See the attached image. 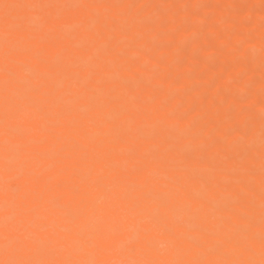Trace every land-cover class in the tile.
Wrapping results in <instances>:
<instances>
[{
	"label": "snow or ice",
	"instance_id": "obj_1",
	"mask_svg": "<svg viewBox=\"0 0 264 264\" xmlns=\"http://www.w3.org/2000/svg\"><path fill=\"white\" fill-rule=\"evenodd\" d=\"M130 7L0 0V264H264V80L257 193L253 123L202 150L130 74Z\"/></svg>",
	"mask_w": 264,
	"mask_h": 264
},
{
	"label": "bare ground",
	"instance_id": "obj_2",
	"mask_svg": "<svg viewBox=\"0 0 264 264\" xmlns=\"http://www.w3.org/2000/svg\"><path fill=\"white\" fill-rule=\"evenodd\" d=\"M148 1L149 0H102V2L104 3H119L132 6L127 9V11L129 14V18L134 19L136 21V24L129 33V37L132 41H138L140 43H148L149 40L155 37L159 39L161 35V31H159L158 24H152L151 20L149 19L148 14L150 13V10L148 7L149 5L147 4ZM8 2H13V0H8ZM175 3L176 0H174L172 4ZM141 5L148 6L140 8L139 6ZM219 10L220 7L215 6V11L217 13L219 12ZM251 21V26H254V24H256L257 22L256 18L251 19ZM259 26L257 27V30L262 31ZM212 32L215 34L217 40L220 41L225 39V35L223 34V32L218 31L215 27L212 29ZM184 34V30L181 28L176 35H170L163 42L157 43L156 45L154 44V46L150 48L151 50L148 49L149 51H147L148 57L147 63L145 65H138L139 59L145 58L144 56L136 58L132 61L133 63L131 64L130 74L133 75L136 79H147L153 73L159 74V87L161 88V98L166 100L169 111L174 112L176 116L181 120L182 124L187 127L189 138L194 139L197 143H199L202 150L210 151L209 146L216 144L217 141L220 140V135L222 133H228L233 129H239L240 133L243 134L245 131H247L249 122L253 123L255 136L248 146L256 155V191L257 193H259V129L261 123L260 101L262 98V93L260 92V90L262 89L261 82L262 80H264V75L258 76L253 74L255 75V77H257H251L252 80L250 78L251 81L249 82H247L246 80L241 81L240 79H236V83H234L233 79L235 77L232 79L233 76L231 77L228 73L225 74V76L223 78L221 77V79L218 81L217 86H226L230 83H233L235 85L228 94L225 93L223 96H221V98L215 104L213 103L215 102L213 98L215 96L214 93H216V90L212 93L210 92L211 94H213L210 95L212 96L210 98L208 94H206L209 91L206 89L207 87L205 86V82L209 85L208 81H210L213 76L209 79L208 74H204L203 77H200L201 80H199L201 84H199V86H197L196 88H193L191 87V78L189 77L190 75H188L187 72L185 74V71L189 70L191 68V65L194 63L199 64V66H202V68H209L211 64L214 65L213 62L215 61L213 60L215 56H222L224 61H227L229 59L231 63V69L235 65H238L239 67H249L251 69H257L256 67H259V65L263 61L262 58H264L262 56V54L264 55V53L261 52L259 47L260 41L256 40L255 42L254 40V43L251 42L253 43L252 45L254 46V49H249L250 51L247 50L248 53L240 54V57L237 58V54H235L234 52L235 46L220 44L210 39L194 40L189 46L183 48V41L181 40ZM151 42L154 43V41L152 40L150 41V43ZM201 42L204 43V50L202 52L200 61H197L194 59V54ZM150 45H152V43ZM222 46H224V48ZM205 70L207 71V69ZM207 96L211 100L206 98ZM247 97H251V99H245ZM207 99L211 101L209 102L210 104L208 106L206 104L207 102L204 101ZM243 102L246 103V105L248 104V107H250L252 103L254 104V106L256 105L258 113H254L252 111L244 112L242 110L243 108L239 110V104H243ZM207 108L209 110L211 118H213V114L218 115L216 116V118L214 117V124L210 127L203 125L204 123L200 126L191 127V117L193 115L195 116L198 113H203V111L205 109L207 110ZM248 109L252 110L251 108ZM229 113L232 114L231 119L228 115ZM216 159L219 161L221 159V156L216 155ZM255 215L258 218V199L256 201Z\"/></svg>",
	"mask_w": 264,
	"mask_h": 264
},
{
	"label": "rangeland",
	"instance_id": "obj_3",
	"mask_svg": "<svg viewBox=\"0 0 264 264\" xmlns=\"http://www.w3.org/2000/svg\"><path fill=\"white\" fill-rule=\"evenodd\" d=\"M67 2H73V1L67 0ZM173 2L174 0L148 1L147 4L149 6L148 5L147 6L149 7L150 10V13L148 14L149 19L151 20L152 24H158L159 31H161L160 34L162 36L160 35L159 39L157 37L153 38L154 40L151 39L152 41H154V43L151 42L152 45H150L151 40H149L148 43L147 42L140 43L138 41L136 42L133 41L134 47L143 48L146 51H149L151 50L150 48L154 46V44L156 45L157 43L163 42L170 35H176L182 28L185 33L181 40L183 41V48L189 46L194 40L210 39L220 44L235 46L234 52L235 54H237V58H238L240 57V54L248 53V51L253 50L254 46L252 44L254 43V40L255 42L256 40H259L260 50L261 52L264 53V51H262L261 31L257 30L259 23H260L259 28L261 29L260 21H261L262 13L260 7V0H255V1L254 0H233V1L232 0H189V1L176 0V3L172 4ZM215 6L220 7L218 13L215 11ZM255 18L258 24L256 22L254 26H251L250 21L251 19H255ZM214 27L218 31L223 32V34L225 35L224 40L219 41L216 39L215 34L212 32V29ZM203 47H204V43L201 42V44L197 47V50L195 51L194 54L195 60L200 61L202 52L204 50ZM222 47L224 48V46ZM130 50L129 52L131 53L132 50L131 51ZM262 56L264 57L263 54ZM262 59L263 61L259 65L260 68L256 67L257 69L259 68L258 70L255 68L251 69L249 67H239L238 65H235L231 69V63L229 59L227 61H224L222 56L219 57L215 56L213 61H215L216 63L213 62L214 65L211 64L209 68L207 67L202 68V66H199V64L194 63L191 65V68L189 70L185 71V74L187 72V74L190 75L189 77L191 78V87L193 88H196L197 86H199V84H201L199 80H201L200 77H203L204 74H208L209 79L210 77L213 76V78H211L210 81H208L209 85L206 84L205 82V86L207 87L206 89L209 91L206 94H208L210 98L212 97L210 95H213L211 94L213 91L216 90V93L218 91L217 94L214 93L215 96L213 99L215 102H213L212 100V102L216 104L217 101L221 98V96H223L225 93L228 94L235 85L233 83H230L226 85L227 87L226 86L218 87L217 84L218 81L221 79V77L223 78L225 74L228 73L230 74L231 77L233 76L232 79L235 77L233 80L234 83H236L235 82L236 79H240L241 81L246 80L247 82H249L252 80L251 77L253 76L255 77V75L263 76L264 58ZM146 63H147L146 58H140L138 61V65L141 64L145 65ZM205 69H207V71ZM260 92L262 93V89L260 90ZM208 96L206 98H208ZM208 99L204 100L207 102L206 103L207 106L210 104L209 102H211ZM241 104H239L240 105V107L238 108L239 110L243 108L242 110L244 112L252 111L254 113L255 112L258 113V109L256 108V105L254 106L253 103H252L253 106L251 105L250 107H248V104L246 105V103L244 102L242 105ZM248 108H251L252 110H249ZM213 115H214L213 118H211L208 108L207 110L205 109L203 113H198L195 116L193 115L191 117L192 120L190 119L191 127L200 126L203 123H204L203 125L210 127L211 125L214 124L213 123L214 117L216 118V116H218L217 114H213ZM228 115L231 119L232 114L229 113Z\"/></svg>",
	"mask_w": 264,
	"mask_h": 264
}]
</instances>
